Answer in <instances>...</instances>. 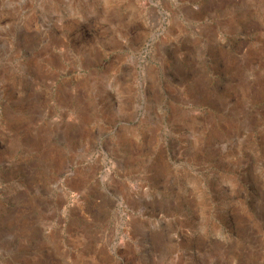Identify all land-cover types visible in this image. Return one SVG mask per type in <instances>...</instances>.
I'll return each mask as SVG.
<instances>
[{
  "label": "rangeland",
  "instance_id": "rangeland-1",
  "mask_svg": "<svg viewBox=\"0 0 264 264\" xmlns=\"http://www.w3.org/2000/svg\"><path fill=\"white\" fill-rule=\"evenodd\" d=\"M0 264H264V0H0Z\"/></svg>",
  "mask_w": 264,
  "mask_h": 264
}]
</instances>
